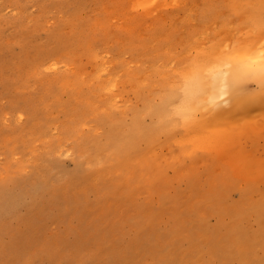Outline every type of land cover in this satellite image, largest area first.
Returning a JSON list of instances; mask_svg holds the SVG:
<instances>
[{
  "label": "rangeland",
  "instance_id": "1",
  "mask_svg": "<svg viewBox=\"0 0 264 264\" xmlns=\"http://www.w3.org/2000/svg\"><path fill=\"white\" fill-rule=\"evenodd\" d=\"M263 43L264 0H0V264H264V110L206 140L185 108Z\"/></svg>",
  "mask_w": 264,
  "mask_h": 264
},
{
  "label": "bare ground",
  "instance_id": "2",
  "mask_svg": "<svg viewBox=\"0 0 264 264\" xmlns=\"http://www.w3.org/2000/svg\"><path fill=\"white\" fill-rule=\"evenodd\" d=\"M262 45L259 46L263 47ZM259 46L253 48L242 45L232 48L227 54L216 49L218 52L213 50L196 63L194 74L189 81L190 90L185 106L196 134L206 140H224L247 130L245 127L236 129L237 122L229 127L230 123L227 125L226 121L238 118L241 125H244L243 121L247 124L251 118L253 120L254 117H260L256 116L264 110V48ZM246 79L256 80L261 88L258 94L252 96L261 98L260 104L255 108L254 104L245 103L242 86ZM198 114L201 116H197Z\"/></svg>",
  "mask_w": 264,
  "mask_h": 264
},
{
  "label": "snow or ice",
  "instance_id": "3",
  "mask_svg": "<svg viewBox=\"0 0 264 264\" xmlns=\"http://www.w3.org/2000/svg\"><path fill=\"white\" fill-rule=\"evenodd\" d=\"M262 56H264V53H262Z\"/></svg>",
  "mask_w": 264,
  "mask_h": 264
}]
</instances>
